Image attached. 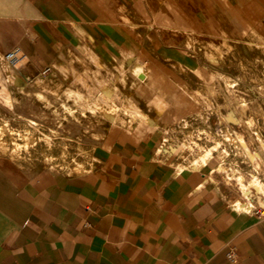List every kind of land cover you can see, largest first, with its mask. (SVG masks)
Listing matches in <instances>:
<instances>
[{"label": "crops", "instance_id": "1", "mask_svg": "<svg viewBox=\"0 0 264 264\" xmlns=\"http://www.w3.org/2000/svg\"><path fill=\"white\" fill-rule=\"evenodd\" d=\"M221 41L264 45V0H0V122L87 159L0 154V264H264V223L234 209L216 156L169 141Z\"/></svg>", "mask_w": 264, "mask_h": 264}, {"label": "rangeland", "instance_id": "2", "mask_svg": "<svg viewBox=\"0 0 264 264\" xmlns=\"http://www.w3.org/2000/svg\"><path fill=\"white\" fill-rule=\"evenodd\" d=\"M204 44L208 73L205 92L201 93V111L182 121L169 141L174 143L182 159L191 162L203 150L213 152L218 145L212 156L219 161L217 173L234 190L235 205L241 194L235 180L238 172L243 174L246 185L253 177L264 181V45L224 41ZM228 82L234 86L229 87ZM20 129L13 130L0 122V154L25 160L33 167L67 172H81L87 165L81 150L41 148L39 141H48V136L39 133L37 127L31 133ZM236 133L241 135L246 152L240 150ZM13 149L18 150L14 155ZM222 149L225 150L223 158L218 155ZM255 154L260 157L259 163ZM78 164H82V169ZM249 190L252 200L260 196L256 188ZM244 211L264 223V208L260 205L254 204Z\"/></svg>", "mask_w": 264, "mask_h": 264}, {"label": "bare ground", "instance_id": "3", "mask_svg": "<svg viewBox=\"0 0 264 264\" xmlns=\"http://www.w3.org/2000/svg\"><path fill=\"white\" fill-rule=\"evenodd\" d=\"M228 84H229V87H233L234 86V84H232L231 82H228ZM250 122H251V120H250ZM236 138H237V142L239 143L240 150H241L242 145H243V140L241 138V135L236 133ZM217 148H219L218 145H216L213 148V152H215L217 150ZM242 150H244V152H246L244 148H242ZM213 152H211V150H203V152H201L200 155L198 154L199 156L193 162H196V163L199 162V163L202 164L203 162L207 161V159H209V157L212 156ZM218 155H219V157L223 158L224 155H225V150L222 149L221 153H218ZM254 157L256 158L257 162L260 160L259 155L255 154ZM235 180H236V182L239 185V188L241 190L240 191V193H241L240 194V199L238 201H236V203L234 205V209L236 211L242 212L246 208H252L254 206V204H258L262 208H264V181H261L262 179H259L258 177H253L248 182V184L246 185V183H244L243 174L238 172L237 175H236ZM250 187L256 188L258 190V192L260 193V196H255V198L253 197V200H252L251 199L252 198V194L250 193V190H249Z\"/></svg>", "mask_w": 264, "mask_h": 264}, {"label": "built area", "instance_id": "4", "mask_svg": "<svg viewBox=\"0 0 264 264\" xmlns=\"http://www.w3.org/2000/svg\"><path fill=\"white\" fill-rule=\"evenodd\" d=\"M4 59L11 66H18L25 59V55L21 49L16 46L4 55ZM228 257L232 259L233 255L229 254Z\"/></svg>", "mask_w": 264, "mask_h": 264}]
</instances>
